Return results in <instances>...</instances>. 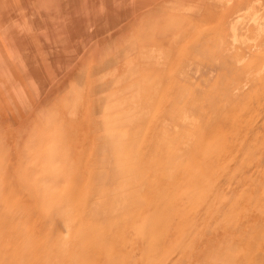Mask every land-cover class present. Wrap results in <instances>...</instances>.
I'll return each instance as SVG.
<instances>
[{
  "label": "rangeland",
  "instance_id": "374dc122",
  "mask_svg": "<svg viewBox=\"0 0 264 264\" xmlns=\"http://www.w3.org/2000/svg\"><path fill=\"white\" fill-rule=\"evenodd\" d=\"M0 264H264V0H0Z\"/></svg>",
  "mask_w": 264,
  "mask_h": 264
}]
</instances>
